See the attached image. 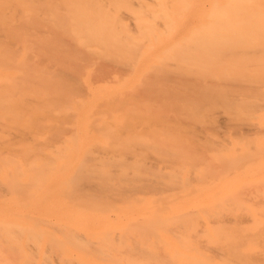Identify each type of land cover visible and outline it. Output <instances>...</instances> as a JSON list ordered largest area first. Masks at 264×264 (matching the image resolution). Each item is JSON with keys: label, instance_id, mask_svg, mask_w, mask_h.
<instances>
[{"label": "bare ground", "instance_id": "6f19581e", "mask_svg": "<svg viewBox=\"0 0 264 264\" xmlns=\"http://www.w3.org/2000/svg\"><path fill=\"white\" fill-rule=\"evenodd\" d=\"M0 1V264H264V0Z\"/></svg>", "mask_w": 264, "mask_h": 264}, {"label": "rangeland", "instance_id": "374dc122", "mask_svg": "<svg viewBox=\"0 0 264 264\" xmlns=\"http://www.w3.org/2000/svg\"><path fill=\"white\" fill-rule=\"evenodd\" d=\"M8 1H11L12 4H15V0H8ZM38 1H46V0H38ZM0 4H2V1H0ZM17 4L24 5L26 3L24 2V0H19ZM12 98L13 97L11 95H9V94L6 95V96H4V95L0 96V99H1L0 103H2L3 100H7L8 101V105H5L4 108L0 107V111H2V112H4V111L12 112L14 109H16V114L15 115H16V117H18V121L15 124L13 123V121L11 119V123L8 124V125H10V127L8 126V127H4L3 128L0 125V145L3 144V148L1 147L2 149L7 148L8 145H11V146L12 145H16V147L17 146L18 147L13 150V152H15V151H18L20 148H22L23 144H31L32 143L31 139L30 140L28 139V137L30 136L29 133H31V129H32V131L40 130V127L37 125L38 123H36L37 127H34V125H32L34 122L32 123V121L38 116H40L39 117L40 119L37 118L38 121H42L41 120V116H42V119H43V114L39 113L40 111L37 110V111L31 112L29 115L27 114L26 118L23 117V116H25L26 113L23 114L24 110H22V113H21V109L17 108V105L15 104L16 101L14 99H12ZM0 105H3V104H0ZM22 114H23V116H21ZM33 115L35 116L34 118H33ZM54 115H55V120L56 121H60V120L61 121H64V120L71 121V119H69V117L60 116L59 113L57 112V110H55V113H47L46 114V116L49 117V118H54ZM30 116H32V117H30ZM29 125L30 126L32 125V126L30 127ZM86 179H87V177H86ZM0 187H1V185H0ZM21 195L22 194L19 195V198H20ZM17 201H19V199ZM1 202H5V198L4 197H1Z\"/></svg>", "mask_w": 264, "mask_h": 264}]
</instances>
